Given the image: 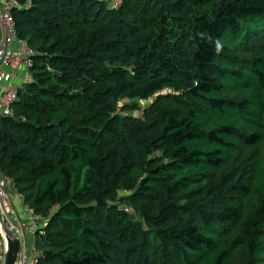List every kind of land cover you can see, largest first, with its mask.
<instances>
[{
	"label": "trees",
	"instance_id": "trees-1",
	"mask_svg": "<svg viewBox=\"0 0 264 264\" xmlns=\"http://www.w3.org/2000/svg\"><path fill=\"white\" fill-rule=\"evenodd\" d=\"M17 1L0 170L37 264H264V0Z\"/></svg>",
	"mask_w": 264,
	"mask_h": 264
},
{
	"label": "built area",
	"instance_id": "built-area-1",
	"mask_svg": "<svg viewBox=\"0 0 264 264\" xmlns=\"http://www.w3.org/2000/svg\"><path fill=\"white\" fill-rule=\"evenodd\" d=\"M118 1L112 7L118 6ZM21 5L17 0H0V117L13 116V105L18 92L33 81L32 68L34 57L40 53L19 37L13 10ZM12 180L0 170V210L10 229L20 239V251L16 264H37L42 252L36 246V234L43 231V218L23 203V197L17 193L19 201L26 207L28 218L20 217L13 206L11 191ZM28 235L32 245H28ZM7 251L5 233L0 226V264H4Z\"/></svg>",
	"mask_w": 264,
	"mask_h": 264
},
{
	"label": "water",
	"instance_id": "water-1",
	"mask_svg": "<svg viewBox=\"0 0 264 264\" xmlns=\"http://www.w3.org/2000/svg\"><path fill=\"white\" fill-rule=\"evenodd\" d=\"M0 226L3 232L5 233V238L7 242V251L4 264H16L20 251V239L10 229L9 224L3 216L1 210Z\"/></svg>",
	"mask_w": 264,
	"mask_h": 264
},
{
	"label": "rangeland",
	"instance_id": "rangeland-1",
	"mask_svg": "<svg viewBox=\"0 0 264 264\" xmlns=\"http://www.w3.org/2000/svg\"><path fill=\"white\" fill-rule=\"evenodd\" d=\"M148 102H143V106H145ZM135 115H141L142 111H136L134 113ZM11 196H12V203L13 206L15 208L16 213L22 217V216H26L28 213L26 211V207L19 202L18 196H17V191L16 189H13V191H11ZM28 245L31 246L32 245V238L30 235H28Z\"/></svg>",
	"mask_w": 264,
	"mask_h": 264
},
{
	"label": "clouds",
	"instance_id": "clouds-1",
	"mask_svg": "<svg viewBox=\"0 0 264 264\" xmlns=\"http://www.w3.org/2000/svg\"><path fill=\"white\" fill-rule=\"evenodd\" d=\"M215 47H216L217 51H220L221 48H222V44L219 41H217L216 44H215Z\"/></svg>",
	"mask_w": 264,
	"mask_h": 264
},
{
	"label": "crops",
	"instance_id": "crops-1",
	"mask_svg": "<svg viewBox=\"0 0 264 264\" xmlns=\"http://www.w3.org/2000/svg\"><path fill=\"white\" fill-rule=\"evenodd\" d=\"M19 202H20V201H19ZM22 217L27 219V218H28V215H26V216H22Z\"/></svg>",
	"mask_w": 264,
	"mask_h": 264
}]
</instances>
